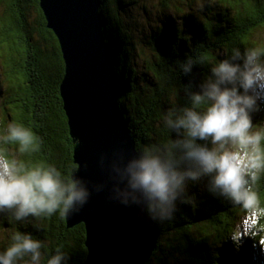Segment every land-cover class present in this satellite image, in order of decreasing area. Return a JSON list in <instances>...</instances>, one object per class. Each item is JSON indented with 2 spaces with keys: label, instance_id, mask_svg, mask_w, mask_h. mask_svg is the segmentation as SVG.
<instances>
[{
  "label": "trees",
  "instance_id": "obj_1",
  "mask_svg": "<svg viewBox=\"0 0 264 264\" xmlns=\"http://www.w3.org/2000/svg\"><path fill=\"white\" fill-rule=\"evenodd\" d=\"M135 0H100L98 9L119 89L118 105L135 137L136 150L164 143L168 132L164 113L187 101L176 61L185 57L201 65L193 68L198 81L208 66L234 47H264V0H156L149 26L137 33L128 26ZM135 25V22H134ZM136 29V28H135ZM134 29V30H135ZM64 63L58 41L47 28L38 0H0V128L16 121L38 137L34 152L18 154L26 163L56 166L65 175L76 170L73 143L60 97ZM264 125V111L254 114ZM16 153L15 145H4ZM256 190L264 205V174ZM195 203L177 206L174 218L155 222L160 236L147 264H264V219L255 235H245L238 248L229 239L246 212L214 199L193 185ZM31 233L45 242V251L62 247L70 264L86 258L83 224L67 228L65 217H29L12 221L0 216V251L13 231Z\"/></svg>",
  "mask_w": 264,
  "mask_h": 264
},
{
  "label": "clouds",
  "instance_id": "obj_2",
  "mask_svg": "<svg viewBox=\"0 0 264 264\" xmlns=\"http://www.w3.org/2000/svg\"><path fill=\"white\" fill-rule=\"evenodd\" d=\"M187 103L168 109L162 125L169 136L127 155L123 150L101 153L98 167L103 182H93L56 166L30 164L18 154L34 152L36 133L23 123L9 121L0 128V216L21 222L29 217H70L106 188L108 198L122 206H136L155 222L174 218L177 206L195 203L193 185L214 199L242 208L247 218L229 239L238 248L245 235H255L264 219V205L256 190L264 174V125L254 114L264 111V47H234L208 66L197 81L185 57L176 61ZM4 145H15L10 153ZM83 167L87 169V164ZM10 244L0 251V264H70L62 247L48 254L44 241L31 233L13 231Z\"/></svg>",
  "mask_w": 264,
  "mask_h": 264
},
{
  "label": "water",
  "instance_id": "obj_3",
  "mask_svg": "<svg viewBox=\"0 0 264 264\" xmlns=\"http://www.w3.org/2000/svg\"><path fill=\"white\" fill-rule=\"evenodd\" d=\"M38 1L64 63L60 97L74 145L75 172L103 182L105 174L97 164L101 153L110 156L123 150L133 155L137 150L118 105L119 89L98 12L100 0ZM65 221L67 228L84 225L83 264H147L160 236L156 223L140 208L111 201L107 188Z\"/></svg>",
  "mask_w": 264,
  "mask_h": 264
},
{
  "label": "rangeland",
  "instance_id": "obj_4",
  "mask_svg": "<svg viewBox=\"0 0 264 264\" xmlns=\"http://www.w3.org/2000/svg\"><path fill=\"white\" fill-rule=\"evenodd\" d=\"M155 1L156 0H135V3L130 6L129 16H131L132 19H130V21L128 22V26L132 28V32L137 30L134 34L135 38H138L137 33L140 34V30L144 29L145 27H148L149 22H150L149 17L147 15L148 12L147 14H145L144 12H142V9L140 8L143 5H145L148 11L151 12L152 9L154 8ZM134 22H135V25H134ZM246 218H247V215H245L244 217H241V220L238 225V226H243L245 231H247V226L243 225V221ZM241 245H242V242L240 243V246Z\"/></svg>",
  "mask_w": 264,
  "mask_h": 264
}]
</instances>
